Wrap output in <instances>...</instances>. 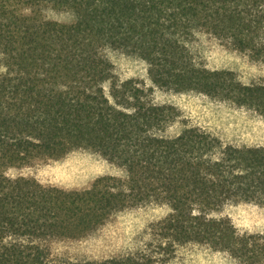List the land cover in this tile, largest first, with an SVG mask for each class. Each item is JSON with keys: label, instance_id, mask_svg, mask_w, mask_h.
I'll return each mask as SVG.
<instances>
[{"label": "trees", "instance_id": "1", "mask_svg": "<svg viewBox=\"0 0 264 264\" xmlns=\"http://www.w3.org/2000/svg\"><path fill=\"white\" fill-rule=\"evenodd\" d=\"M46 8L74 19H47ZM198 32L264 62V0H0V264H161L188 242L264 264V232L212 215L227 202L264 205V146L222 144L193 125L167 133L177 109L151 101L135 81H117L106 56L136 54L161 88L264 117V78L243 82L197 62L188 44ZM82 148L124 175L66 189L6 174ZM147 203L169 211L151 225L145 249L99 260L52 256V239L82 237Z\"/></svg>", "mask_w": 264, "mask_h": 264}, {"label": "rangeland", "instance_id": "2", "mask_svg": "<svg viewBox=\"0 0 264 264\" xmlns=\"http://www.w3.org/2000/svg\"><path fill=\"white\" fill-rule=\"evenodd\" d=\"M45 18L60 22L74 19L72 13L46 8ZM197 62L208 69L234 72L243 82L264 78V62H254L242 53L221 44L214 36L198 32L188 44ZM117 81L130 79L144 87L157 104L172 105L178 116L167 133H177L185 125L198 126L217 137L222 144L264 146V117L246 107L211 98L197 91H175L155 85L148 63L136 54L107 49ZM106 89V87H105ZM10 177L35 178L45 185L81 189L101 175L123 176L124 170L89 149H75L57 158L36 159L23 166L6 169ZM165 204L147 203L114 213L103 225L79 238L49 241L52 256L70 259H103L145 249L154 242L151 225L166 215ZM215 216H227L239 231L264 232V205L227 202ZM161 264H238L224 252L198 243L178 244Z\"/></svg>", "mask_w": 264, "mask_h": 264}]
</instances>
